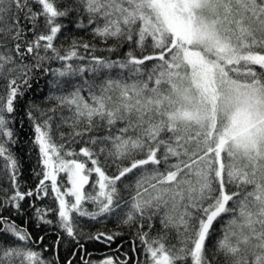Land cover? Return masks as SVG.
Wrapping results in <instances>:
<instances>
[{"label": "snow or ice", "instance_id": "1", "mask_svg": "<svg viewBox=\"0 0 264 264\" xmlns=\"http://www.w3.org/2000/svg\"><path fill=\"white\" fill-rule=\"evenodd\" d=\"M142 3L0 0V264H264V178L153 106ZM238 7L264 45V0Z\"/></svg>", "mask_w": 264, "mask_h": 264}, {"label": "rangeland", "instance_id": "2", "mask_svg": "<svg viewBox=\"0 0 264 264\" xmlns=\"http://www.w3.org/2000/svg\"><path fill=\"white\" fill-rule=\"evenodd\" d=\"M150 6L175 40L215 55L183 52V61L175 66L179 108L171 115L172 122L220 125L218 145L240 155H256L264 144V91L233 81L225 62L245 58L264 65V55L241 56L233 50L225 35L227 13L219 0H150Z\"/></svg>", "mask_w": 264, "mask_h": 264}, {"label": "trees", "instance_id": "3", "mask_svg": "<svg viewBox=\"0 0 264 264\" xmlns=\"http://www.w3.org/2000/svg\"><path fill=\"white\" fill-rule=\"evenodd\" d=\"M228 17V30L225 32L233 50L241 55L263 54L264 45L260 47H250L245 44V35L242 31V20L245 19L244 9L238 7V0H219ZM143 17V23L150 32H155L157 36H162V44L172 47L170 57L161 61L163 65L161 76L164 83L156 93L153 94L154 105L158 112L170 116L179 108V100L176 91L175 66L183 61V52L192 49L198 50L204 55L215 58V55L205 51L198 45H188L180 40H175L173 35L167 31L159 22L156 13L150 6V0H143L139 10ZM264 35V34H258ZM174 45V47H173ZM223 61V60H222ZM254 60L241 58L234 62H225V71L227 75L235 82L245 85H257L264 91V67L261 63L253 62ZM160 117L158 116L157 119ZM180 135L185 140V148L189 152H202L218 146L220 135L222 133L220 125L210 126L207 123L197 121H177L173 123ZM228 151V150H227ZM228 153L231 155L232 162L241 170L247 169L249 175L255 172V178L260 180L264 178V144L259 147L256 155H240L235 152ZM111 228L112 225H107ZM127 240L128 238L125 237ZM89 251L102 252V248L89 249Z\"/></svg>", "mask_w": 264, "mask_h": 264}]
</instances>
